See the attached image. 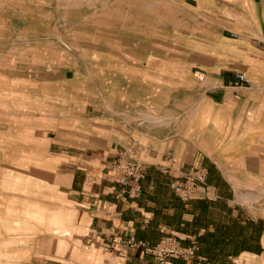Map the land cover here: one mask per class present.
Here are the masks:
<instances>
[{
  "label": "crops",
  "instance_id": "obj_1",
  "mask_svg": "<svg viewBox=\"0 0 264 264\" xmlns=\"http://www.w3.org/2000/svg\"><path fill=\"white\" fill-rule=\"evenodd\" d=\"M108 1L59 69L0 94V264H160L131 238L197 249L168 264L261 262L264 0ZM129 145L135 194L110 171Z\"/></svg>",
  "mask_w": 264,
  "mask_h": 264
},
{
  "label": "rangeland",
  "instance_id": "obj_2",
  "mask_svg": "<svg viewBox=\"0 0 264 264\" xmlns=\"http://www.w3.org/2000/svg\"><path fill=\"white\" fill-rule=\"evenodd\" d=\"M4 4L6 10L0 14V94L5 89L36 88L38 73L59 69L55 65L63 57L64 44L70 42L77 50L81 40L74 36L93 39V32L82 30H95L97 15L109 1L5 0ZM53 25L66 31L53 32ZM76 67L82 70L84 65ZM87 67L93 71V66ZM257 197L264 200V193ZM236 264H264V258L261 262L239 259Z\"/></svg>",
  "mask_w": 264,
  "mask_h": 264
},
{
  "label": "built area",
  "instance_id": "obj_3",
  "mask_svg": "<svg viewBox=\"0 0 264 264\" xmlns=\"http://www.w3.org/2000/svg\"><path fill=\"white\" fill-rule=\"evenodd\" d=\"M264 43V39L262 40ZM237 86H250L251 82L243 74L236 76ZM139 149L136 145H129L119 152L116 159L110 164V171L117 177L120 185L128 187L129 194L138 191L139 183L144 179V172L139 160ZM207 172L204 169L193 168L181 183H172L171 188L182 199L187 200L197 193L205 184ZM129 249H140L145 254L152 256L160 264H168L169 260H183L185 262L196 256V248L182 247L171 238L163 239L157 245H149L133 238L120 241ZM199 264H209L202 263Z\"/></svg>",
  "mask_w": 264,
  "mask_h": 264
}]
</instances>
